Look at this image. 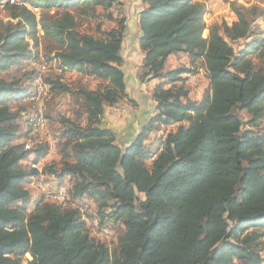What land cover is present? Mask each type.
Listing matches in <instances>:
<instances>
[{"label": "trees", "instance_id": "obj_1", "mask_svg": "<svg viewBox=\"0 0 264 264\" xmlns=\"http://www.w3.org/2000/svg\"><path fill=\"white\" fill-rule=\"evenodd\" d=\"M123 1L21 0L1 7L0 264H264V30L255 27L264 8L232 3L235 22L206 24L205 0H141L137 78L158 81L154 108L132 139L118 143L101 119L122 101L136 106L121 70ZM88 20L94 29L83 31ZM238 42L236 51L231 43ZM180 54L191 68L166 70L167 59ZM199 61L208 89L194 101L186 75L197 73ZM33 62L53 64L42 76L47 101L70 98L67 114L42 113L55 126L58 157L42 174L68 178V189L58 187L66 204L44 195L34 200L26 188L37 171L23 162L45 156L49 144L25 150L30 130L21 133L19 124L25 109L8 104L33 107ZM68 71L100 83L71 85ZM33 114L25 122L38 138ZM172 125L165 136L151 137ZM87 199L100 225H118L113 249L91 237L78 207Z\"/></svg>", "mask_w": 264, "mask_h": 264}, {"label": "rangeland", "instance_id": "obj_2", "mask_svg": "<svg viewBox=\"0 0 264 264\" xmlns=\"http://www.w3.org/2000/svg\"><path fill=\"white\" fill-rule=\"evenodd\" d=\"M220 1H221V6H222V8H221L222 14L220 15V17H228L229 16V13H228L229 6L232 3H236L240 6H245V7H249L251 5H254V6H258L260 8H264V0H220ZM207 7H208V5H207ZM29 8L32 11L34 9L33 7H30V6H29ZM37 10L39 13V9H37ZM5 17H6V15L1 11V8H0V20L1 19L5 20ZM221 21H224V20H221ZM204 22L206 24H208L210 22L209 10H208V13L204 17ZM93 27H94V24H91L90 21L88 20L87 22H84L81 29L83 31L87 30L88 28H90V30H93L94 29ZM255 27L260 29V30H264V17H262L261 19H259L255 22ZM205 36H206V33L204 34V37ZM241 44H242L241 42L231 43V46L237 51L241 47ZM47 45L48 44H46V42H43L42 48H40V50L42 52H44V47H47ZM182 64L181 63L178 64L175 62L173 64V66H182ZM185 65H187V62L185 63ZM51 66L53 67V64L50 63V67ZM195 67H197V73L187 76L186 85H187V89L189 91V98L191 100H194V101H200L202 96L206 93V91L208 89V82H207V80L203 74L202 62L199 61L197 64H195ZM187 68H191L189 64H188ZM198 70H201V71L199 72ZM3 76H4V74H3ZM10 76H11V74L9 73V74L5 75L4 77L9 78ZM66 76H67V78H64V80L69 79L68 82L71 83V85H73L77 82L76 78L73 79V77H75L74 73L73 74L69 73ZM85 84H87V83H85ZM89 85H91V87H93L94 85L96 86V82L91 81V82H89L88 86ZM130 91H131V94L133 96L136 95L132 90H130ZM50 100L46 102L45 109L43 108L44 115L50 114L51 116L54 117V116H58L59 114H67L70 111L71 106L69 104V102H70L69 97L61 96V97H56L52 101H50ZM138 101L140 103L139 104L140 107H138L137 102H135L136 106L133 107L132 104L122 101L119 105L120 107L123 106L122 111L117 113L116 111L112 110L107 117L105 116L104 122L111 129H113V130L117 129V133L120 135L119 136L120 140L117 139L118 143L123 142L124 139H122V138L123 137L125 138L127 135H129V139H132L138 133L141 126L148 120L147 115H145L144 117H142L140 119L141 121H139L137 124L135 123L134 115L138 114V111H141V112L144 111L145 113L151 111L150 103L148 101H146L145 98H143V99L139 98ZM48 103H49V105H48ZM34 107H35L34 105L32 107L30 104H29V106L28 105H26V106L22 105V107H21V108L25 109V111L23 112L24 113L23 118L19 121L21 133H24L25 131L30 130V132L27 134L28 137L25 140H22V142L25 141L26 147L33 148L35 146L42 145L44 143H48L49 138L50 139L52 138L55 141V145H56L57 140L52 135L55 126L53 125V122H49L48 120L46 121V127L44 128V130L42 131L40 136L38 138H35L33 136L31 127L29 126L28 122H25V121L28 120L33 109L35 111ZM10 108L13 111L18 110V106L15 103L14 104L11 103ZM239 116L244 121L247 119V116L244 112H240ZM101 122L103 123L102 119H101ZM103 125H105V124H103ZM129 125H130V128H129ZM244 129H245V126H244ZM173 130L174 129H171V128L163 130V132H161L162 136H165L168 132H171ZM259 130L264 132V119L260 123ZM128 132H129V134H127ZM156 135H160V134H155V136H151V137L155 138V137H157ZM46 136L49 138H46ZM149 141L152 142V140H149ZM145 143H150V142L146 141ZM150 148L155 149L154 146H150ZM55 149H56V147H55ZM149 163H150V161L148 160L147 161L148 166H149ZM30 164H32V163L30 162L28 164V166ZM45 182L47 184V189H49V190H55L56 188H58V185L55 181L53 182V181L45 180ZM49 182L53 185H51ZM29 186L35 188L38 191V192H36V190L30 189V191L33 194L34 200L39 199L40 197H43V195L45 194V190H41V188L39 187L36 180H35V182H32L31 184H29ZM65 187L68 189V186H65ZM139 197L142 198V196H139ZM80 206H81L82 211H84V209H83L84 207H87L85 210V211H87V212H85V217H86L85 218V224H86V227L88 228V230L90 232L91 237H93L98 242L104 243L110 249H113V247L115 245V241H116V236L118 234V228H119L118 225H110V224L100 225L98 219L96 217H93V215H95L96 207L91 200L87 199V200H84L83 202H80L79 207ZM263 247H264V240H263ZM27 259H29L28 256H27Z\"/></svg>", "mask_w": 264, "mask_h": 264}, {"label": "crops", "instance_id": "obj_3", "mask_svg": "<svg viewBox=\"0 0 264 264\" xmlns=\"http://www.w3.org/2000/svg\"><path fill=\"white\" fill-rule=\"evenodd\" d=\"M205 2L208 5L210 22H212V23L217 22L218 23L221 20H224L228 25H231L233 22L236 21L235 16L233 15V13L230 10L228 11V13H229L228 17H220V15L222 14V10H221L222 6H221L220 0H205ZM143 7H144V5L142 4L141 0H124L123 1V7H122V12L126 17V24H125L126 25V31L124 34V39H123V43H122V50H121V56L123 58V64L121 66V70L124 73V78H125V83H126V93L128 94L129 98H132L131 100L134 103L137 102L138 107H140V105H139L140 103L138 101L139 98H141V99L145 98L146 101H148L150 103V107H151V111H149V112L145 113L144 111L143 112L138 111V114L134 115V119H135L134 121L136 124L139 121H141L140 119L142 117H144L145 115H147V117L149 119L151 117V115L153 114L154 103L151 99V93H152V90L155 87L156 83L158 82V81H150V82H146V83H140L138 81V78H137L138 69H139V67L142 63V59H143V53L140 50V47L138 44V38H139L138 14L142 10ZM175 62L178 64L183 63L182 66H186V67H188V64L190 65L189 59L187 58V56L184 54H180L178 56H170L165 63V69L168 70V69H174V68L179 67V66H173V64ZM186 62H187V65H185ZM32 65L33 64H31V66ZM198 71L200 72L201 70H198ZM69 73H72V74L74 73L75 77H73V79L76 78L77 81L83 80V82H85L87 84H89V82H91V81L96 82V86L95 85L93 87H91V85L88 86L90 89H95L98 86V84L100 83L96 79H90L87 77H83V75L77 71L66 72L64 74V78H67L66 75ZM203 74L205 76L204 71H203ZM187 76L188 75H186V78H187ZM65 81L68 82L69 79H67ZM130 90H132L136 95L133 96L131 94ZM120 103L113 108H105L104 114L102 116V121H103V124L106 125V127L110 128L104 122L105 116L107 117L112 110L116 111L117 113L122 111L123 106L120 107L119 106ZM10 104L11 103H9L8 105L10 106ZM12 104H14V103H12ZM15 104H17V106L23 105L22 102H18ZM135 105H136V103H135ZM23 115L24 114L22 113V116ZM129 128H130V125H129ZM166 129H168V127H160L159 130L157 131V134L161 135L162 134L161 132H163V130H166ZM113 131L115 132L117 139L120 140V138H119L120 135L117 133V129L113 130ZM127 134H129V132ZM127 138H129V135H127L125 138L123 137L122 139H124V141H125ZM55 150L50 151L48 156H43V157L38 158V159L30 158V159L24 161L23 164L28 165L32 161L36 162V161L41 160V159L45 163H49L53 160H57L58 157L56 155ZM45 179L48 181H53V182L55 181L57 183L58 187L61 185L69 187L68 178H65L64 180H62L60 182L57 179H55L53 177H49L46 175ZM51 185H53V184H51ZM26 188L29 191H30V189L36 190L35 188H33L29 185H27ZM36 192H38V191L36 190ZM31 194H32V192H31ZM32 196H33V194H32Z\"/></svg>", "mask_w": 264, "mask_h": 264}, {"label": "bare ground", "instance_id": "obj_4", "mask_svg": "<svg viewBox=\"0 0 264 264\" xmlns=\"http://www.w3.org/2000/svg\"><path fill=\"white\" fill-rule=\"evenodd\" d=\"M6 1L7 0H0V8L3 7L4 5H15V6L16 5L20 6L22 4L24 5V3H21V0H13V2H11V3H5ZM31 67L34 70H35V68H41L40 75H39V87L41 89L38 91V79H37V73H36V76L33 79L32 88H33V95L36 93L37 94H36V96L32 95L31 98L29 99V101L31 103H33V105L35 106L34 107L35 108L34 114L30 118L29 122L32 124L34 130L39 134V130L37 128L39 125V116H40V125L42 126V128L46 127V121L44 120L42 113H43V108L45 106V102L47 101V98H48V86L46 84H44V82L42 81V76L46 73L47 70H49L48 67H50V66H48L47 63L42 62L39 64H34ZM39 106H40V109H39ZM39 136H40V134H39ZM51 140H53V139L51 138ZM48 144H49V151L47 152V154L45 156H48L49 152L52 151V145H50V139L48 140ZM37 164H39V170L41 171V176L44 177L42 174V169L46 163L43 162L41 159V160H38L36 162H33L31 164V168L37 171V168H33V165H37ZM35 180H36V176H35L33 182H35ZM37 183H38L39 187L41 188V184L38 181H37ZM51 192H60L61 197L58 195H55V194H48V195L44 194V197L46 198V200L56 202L58 204H66L68 202V199H67L68 195H66L65 188L60 187L56 191L51 190ZM86 208L87 207H84L83 208L84 211H82V213L80 212L81 215L83 216L84 220H85V212H87V211H85Z\"/></svg>", "mask_w": 264, "mask_h": 264}, {"label": "built area", "instance_id": "obj_5", "mask_svg": "<svg viewBox=\"0 0 264 264\" xmlns=\"http://www.w3.org/2000/svg\"><path fill=\"white\" fill-rule=\"evenodd\" d=\"M13 2V0H7L5 3H11ZM21 3H25V2H21ZM34 65V62H33ZM40 71L41 68H35V73H37V79H38V91L41 89L39 87V75H40ZM37 94V93H36ZM36 94H34L33 96H36ZM40 109V106H39ZM38 130H39V134L42 133V131L44 130V128H42V126L40 125V116H39V125H38ZM171 129H175V126L172 125V127H170ZM169 133V132H168ZM46 138H49L46 136ZM50 139V138H49ZM50 145H52V150H55V141L50 139ZM25 150H28L26 146H24ZM33 168H37V176H36V180L41 184V190H45V195L48 194H55L60 196V192H51V190L47 189V184L45 182V178L41 176V171L39 170V164L37 165H33ZM61 197V196H60ZM79 207V206H78ZM80 212L82 213V209L81 206L79 207ZM7 257V256H5ZM29 257V256H28Z\"/></svg>", "mask_w": 264, "mask_h": 264}]
</instances>
